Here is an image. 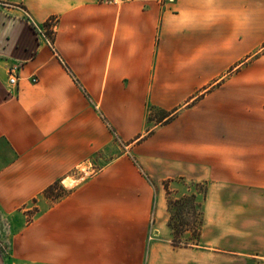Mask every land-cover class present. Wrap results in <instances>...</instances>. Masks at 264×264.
I'll return each mask as SVG.
<instances>
[{
    "label": "crops",
    "instance_id": "0c3cea01",
    "mask_svg": "<svg viewBox=\"0 0 264 264\" xmlns=\"http://www.w3.org/2000/svg\"><path fill=\"white\" fill-rule=\"evenodd\" d=\"M263 49L264 0H0V264H264Z\"/></svg>",
    "mask_w": 264,
    "mask_h": 264
},
{
    "label": "rangeland",
    "instance_id": "374dc122",
    "mask_svg": "<svg viewBox=\"0 0 264 264\" xmlns=\"http://www.w3.org/2000/svg\"><path fill=\"white\" fill-rule=\"evenodd\" d=\"M261 52H264V49ZM259 54L255 55V57L259 56ZM122 147L123 146H121V148ZM120 152H121L120 148H118L116 145L108 148L107 150H105L103 153L100 154L101 156L96 155L91 160L90 164H88L87 166H83L80 168V170L71 173L69 177H67L61 184L63 185V187L67 189L74 187L78 181L95 173L102 165L106 163V161H108L114 155ZM172 187L173 189L176 188L174 190L175 192L171 193V196H170L173 198L180 196L183 193H189L192 190H194L193 184H191L190 182H180V180L176 184L174 183Z\"/></svg>",
    "mask_w": 264,
    "mask_h": 264
},
{
    "label": "trees",
    "instance_id": "16d2710c",
    "mask_svg": "<svg viewBox=\"0 0 264 264\" xmlns=\"http://www.w3.org/2000/svg\"><path fill=\"white\" fill-rule=\"evenodd\" d=\"M49 26H50L49 23L45 24V27L47 28V32L49 33L50 36V32L48 31ZM50 39H52L51 36ZM174 115L175 113L174 114L162 113V115H160V117L156 119V122L166 123L170 121L174 117ZM147 120H150V116L147 118ZM70 191L71 189H67L63 187L61 181L58 180L50 184L47 188H45L43 194L49 197L52 201H56L67 195ZM194 209H195L194 212H196V205H194Z\"/></svg>",
    "mask_w": 264,
    "mask_h": 264
},
{
    "label": "built area",
    "instance_id": "2783aa9c",
    "mask_svg": "<svg viewBox=\"0 0 264 264\" xmlns=\"http://www.w3.org/2000/svg\"><path fill=\"white\" fill-rule=\"evenodd\" d=\"M100 1L103 2V3H106V4H118V3H120L123 0H100ZM47 23H49V25L51 27V25L54 23V19H50ZM42 31H43L44 36L47 39H49V41L51 42V40H50V36L51 35L49 36V34L47 32V28L45 27L44 29H42ZM48 31H49V28H48ZM17 79H18V75L16 74V67L13 66L9 70V83L11 85H14V84L17 83Z\"/></svg>",
    "mask_w": 264,
    "mask_h": 264
}]
</instances>
